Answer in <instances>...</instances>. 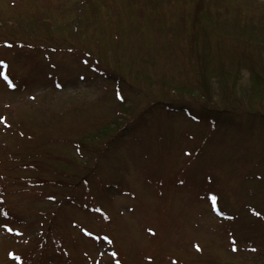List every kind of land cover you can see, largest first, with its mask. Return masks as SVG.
Returning <instances> with one entry per match:
<instances>
[{"label": "rangeland", "instance_id": "374dc122", "mask_svg": "<svg viewBox=\"0 0 264 264\" xmlns=\"http://www.w3.org/2000/svg\"><path fill=\"white\" fill-rule=\"evenodd\" d=\"M241 50L264 0H0V264H264V65L211 83ZM28 150L80 179L39 198Z\"/></svg>", "mask_w": 264, "mask_h": 264}, {"label": "trees", "instance_id": "16d2710c", "mask_svg": "<svg viewBox=\"0 0 264 264\" xmlns=\"http://www.w3.org/2000/svg\"><path fill=\"white\" fill-rule=\"evenodd\" d=\"M246 16H248V18H245V26L250 24V19L253 17V13L249 12L247 14H245ZM198 18V16H197ZM196 18V19H197ZM195 19V20H196ZM197 32H194L192 38H191V43L190 46H188V51H189V55L191 57H193L195 59L196 57V61L198 60V58L200 59L199 61H197L198 63V67L197 69H194V73H193V77L199 81V89L202 91L201 96L203 97V94H206L207 97V93H209L208 90L212 89V86H208V84H205L207 82H205V80H207L206 78V72H207V63L208 61L206 59L203 58V55L205 54L206 48L204 47L203 51L202 50V46H201V50H200V45H199V38L196 37ZM239 42L240 40L235 39L234 41ZM9 43V42H8ZM245 52H247L246 47H243ZM217 50V49H216ZM243 51L241 50V53L239 56H237L236 58H232L231 59V63H229V65H225L223 64L224 61L222 58V55L220 57L214 58L213 56H210V61L212 62V60L214 59L215 62L211 71L213 72L212 80L211 83L212 85H216L219 94L225 95L226 92H224L226 89H228V87H232L228 89V92L230 94V92L232 91V89L234 88V83L237 80V77L239 75V70H237V67H242V64H244V66L249 69L250 71H253L256 75L259 73L257 70H259L261 68V66L264 65V63H262V58L261 55L258 56L257 55V59L252 62L251 59H248L247 57H245V55L243 54ZM242 54V55H241ZM219 58V59H218ZM202 59V60H201ZM213 60V61H214ZM257 64V66L255 67V64ZM230 66V67H229ZM225 69L226 72L224 71ZM233 70V71H232ZM235 71V72H234ZM230 72V73H229ZM215 81V82H214ZM262 83L259 82L258 84L256 83V86L253 88V90H257L259 93H261L262 91L264 92V86L263 89L260 87ZM262 89V91L260 90ZM263 94V93H261ZM224 97V96H223ZM211 101V100H210ZM252 112V111H251ZM215 113V112H213ZM114 119H118V117L116 115H114L112 122L113 124ZM112 123L107 124L109 127L111 126ZM99 129V128H98ZM104 129H99L96 132H93V135H95V139L96 141H100L101 137H105L106 133H104ZM89 137H92L91 134H88ZM87 136V135H86ZM30 137V136H29ZM93 138V137H92ZM31 140V139H29ZM35 142V140H33V143ZM73 145L77 148V151H79L81 148H85V145L81 147L79 146V144L76 141H72ZM78 144V146H77ZM34 153V151H33ZM26 158L19 160L16 164L12 163V166H10V168L13 167H17L18 171H24L27 172L28 174L24 175V180L26 181V183L30 186H37L39 189H37L38 194L37 196L39 198H43L45 200L50 199L51 197L53 198V195L51 194H55V192H53V190L57 189L58 187L62 186L64 183V178H69V180H77L80 179L79 175H77V173H68V170H55L51 167H49L50 165H44L43 161H49L50 159H54L53 156H51V154L48 153V155H44L45 158H40L38 156H36L35 154H31V152L28 150L26 151ZM16 158V156L12 155L9 156L8 159H11V161H13V159ZM23 158V157H22ZM2 160L5 161L6 163V167L8 166V160H7V156L5 155L4 157H2ZM46 167V169H45ZM85 168H87L85 166ZM86 172V171H85ZM83 172V173H85ZM82 173V174H83ZM80 174V175H82ZM80 181V180H79ZM42 186H46L45 190H42L41 187ZM227 233L229 232V236H228V242H230V246L232 245V242H234L236 240L235 236H232L230 234V227L226 228ZM264 229V228H262Z\"/></svg>", "mask_w": 264, "mask_h": 264}, {"label": "snow or ice", "instance_id": "6c2138e0", "mask_svg": "<svg viewBox=\"0 0 264 264\" xmlns=\"http://www.w3.org/2000/svg\"><path fill=\"white\" fill-rule=\"evenodd\" d=\"M2 64H3V61H0V65H2ZM0 76H3L5 80H8V77L3 72H0ZM8 85H9V87H12L13 86L12 83H11V81H8ZM2 119L3 118L0 117V120H2Z\"/></svg>", "mask_w": 264, "mask_h": 264}]
</instances>
